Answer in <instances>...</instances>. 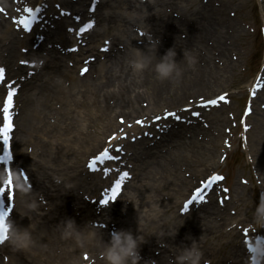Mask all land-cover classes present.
<instances>
[{
  "label": "bare ground",
  "instance_id": "obj_1",
  "mask_svg": "<svg viewBox=\"0 0 264 264\" xmlns=\"http://www.w3.org/2000/svg\"><path fill=\"white\" fill-rule=\"evenodd\" d=\"M152 2L156 4L155 9L143 5L141 0L139 4L136 3V0L104 1V12L101 16L103 22L98 23L97 29L92 35V41L96 35L107 31L114 36L112 44H125L126 50L123 52L119 49L114 56L108 57L107 62H98L97 66L100 70L98 78L87 79V75L79 78L81 84H87V89L81 90L79 88V90L76 89L68 95L65 120L59 129L54 128L55 126L49 124L46 119L51 115V98L56 95L59 88L58 81L62 75L70 73L71 68L65 66L58 56L52 55L47 59L50 70L44 73L38 84L35 82L31 87H26V106H24L20 124L26 130L34 133L33 144L35 147L41 148L42 155L33 153L34 150L32 155H29L19 149L26 138L30 139V136L21 135L22 139H18L16 144V157L23 161V165L27 166L35 185L40 183V186L44 188L48 199V209L43 212L41 205L32 201L27 190L28 193L19 194L18 207L20 213L16 218L15 225L29 227L32 243L24 249L12 247L11 263L8 264H76L79 258L77 253L79 247L89 248L91 253L97 256L98 251H104L110 242L107 237L109 229L86 226L87 218L94 215L90 204L85 213L82 214L80 221L77 217L72 216L70 208L65 204L66 201L74 202L76 206L84 204V198L78 195L77 190L80 187H85L93 191V180L101 182L98 185L100 189L103 185L104 180L99 175L94 179L90 175L85 180L77 171L73 158L77 155L84 156L86 153L93 152L94 149L103 144V136L117 127L112 116L113 108L107 102V95L115 100V106L118 108L123 105H130L131 110L129 112L139 111L141 107L138 106L139 97L147 95L151 103H156V106H153V110L150 111L154 112L160 108L161 102L167 99L177 101L185 97L184 93H199L209 88L211 82H216L225 77L224 73L230 72L226 65L221 68L215 65L210 54L212 48L206 45L207 40L216 35L217 49L227 59L229 49L223 41L222 32L216 30L217 21L221 17L208 16L205 19L206 22L201 24L196 22L189 26L190 15L188 10L182 11L180 19L174 18L172 13L170 14L165 10L166 5L180 9L176 0H152ZM213 10L216 14V10ZM180 12L181 10L178 11V13ZM131 21L143 25L144 29L149 30L154 38L160 39L161 42L157 48L153 46L155 41L143 47L136 46L132 39L131 26L127 24ZM176 23L182 28L186 27L189 33L187 40L181 39L177 35ZM5 37L15 38V35L4 22H0V51L2 48L7 50L12 62L17 55L16 46L14 44L6 46ZM138 39L140 37L136 36V40ZM193 44L206 50V53L202 55L205 61L204 66L211 70L202 67L198 60L194 59L193 53L188 50ZM169 48H174L176 51L175 59L180 74L178 76L174 74L168 78H159L154 66L159 60V56H162ZM136 50H139L149 61L139 71L134 70L129 65V61ZM181 51L183 52L181 53ZM181 54L184 56L182 57ZM231 74L234 75L233 72ZM91 88L101 91L99 100L89 98ZM140 88L146 90L140 91ZM79 102L82 109L85 108L84 110L76 108ZM73 110L75 112H72ZM257 113V118L261 122L259 133H262L264 126L263 111L257 110ZM90 117H96L97 120L101 119L104 129H101L100 134L93 135L90 133L84 136ZM84 120L87 122L85 126ZM49 133H52L50 140L44 142L38 139L39 137L44 139ZM166 141L165 144L158 143L157 151H146L144 154L133 157L136 161V168L143 170V172H135V176L141 180V184L131 185V190H133L131 203L133 206L124 204L122 208L110 210L109 216L114 214V217L117 218L116 223L120 228L143 237L140 251L143 252L145 259L157 257L153 254L154 249L159 248L161 242H166L158 256V262L160 264H174L168 257L175 258L178 250L191 244L193 240L202 253L206 252L208 246L211 249V245H216L213 246L214 249H223L221 240L225 235L218 233V228H222L223 224L212 214L216 212L214 206L205 205L201 209L202 212L198 210L192 214L181 216L177 210L174 211L173 204L176 203V200L170 202L159 200V195L152 189L154 187L162 188L170 197L173 198L172 195L176 194L179 195L178 198H182L187 193L186 187L191 181L185 177V172L184 176L179 166L189 165L191 170L186 171L194 172L199 179L200 174L217 166L215 154L219 148V139L213 138V142L207 144L199 141L194 132L190 135L177 132ZM144 142L143 140L139 143L143 144ZM128 145L130 147L136 146L135 143L131 142ZM163 147H166L164 152L162 151ZM55 175H61L64 179L62 185L54 182L55 177H59ZM235 189L244 190L241 187H235ZM140 199L146 200L148 209L140 208L137 205ZM133 207L138 209H132ZM68 219L75 222L76 231L65 236L63 234L65 229L63 222ZM60 239L67 240L64 242L65 248L61 254L55 255L54 243L58 245ZM153 246L156 248L153 249ZM239 252L236 248H228L227 250V253L236 258ZM139 264L148 263L141 258ZM237 264H242V261Z\"/></svg>",
  "mask_w": 264,
  "mask_h": 264
},
{
  "label": "rangeland",
  "instance_id": "obj_2",
  "mask_svg": "<svg viewBox=\"0 0 264 264\" xmlns=\"http://www.w3.org/2000/svg\"><path fill=\"white\" fill-rule=\"evenodd\" d=\"M136 1H138V0H136ZM182 4H183V6H186L187 10H189L190 13L193 14L194 18L198 17L197 15H195V13L197 14L196 10L199 11V9L202 8L201 4H203L204 10H200V13L205 14V15L207 14L208 16H211V17H212L211 11L214 12L213 6H215V8H216L215 10H216V12H218V16H220L222 18L220 24L218 25V26H221V28H217L216 30L219 32H222L221 36H223V41L225 42L226 46L229 49L227 62L230 66H228V69H231V72H233L236 75L231 79V75L229 72L227 75V78L222 77L221 81L211 82V86L209 88H206V89L200 91L199 93H193V92L184 93V95H185L184 98H180V100H178V101H170V102L182 103V102L188 101L189 98H195L197 95L209 96V95L215 94L216 92H219L223 89H227V88L239 89L241 87H244L246 84H248L251 80V77L253 76V74L255 72L254 69H255V59H256V45L259 42V37L257 35H255V33L249 32L250 28H248L240 20L241 19H251L248 21L250 23H252L254 21L253 19H255V17H256L255 0H191L189 5H186L185 1L182 2ZM183 9H184V7H181V10H183ZM207 9H209V10H207ZM233 10L236 12V15H232L231 12H233ZM222 12L226 13L225 16H222ZM214 17H216V16H214ZM228 17L231 19H229V20L226 19ZM100 19H101V17H100ZM263 21H264V10H263ZM179 34H182V39L187 40L185 32L182 33V31H180ZM183 35H185V36H183ZM108 36H110V33H108V32H103L100 35H98L97 38H99L98 39L99 43L101 41V38L108 37ZM216 39H217V36L214 35V37L211 36V39L208 40L209 41L208 45L210 47H212V52H213V53H211L212 57L216 56V54H214L217 51L215 49V47H217L216 42H215ZM254 47H255V54L253 51ZM193 48H195V47L190 46V50ZM246 61H247V63H249V68H247L245 71H243L241 69V67H243L244 62H246ZM251 68L253 70H251ZM97 72H98V70L93 69V75H96ZM242 74H249V77L241 78L240 75H242ZM64 75L58 81L59 88L57 89L56 94H58L59 90L61 89L62 78L67 77ZM63 86L66 89L65 84H63ZM89 92H90L89 98H93V94H94V95H96L95 99L98 100L101 96V91L99 89L92 88ZM107 96H106L107 99L110 101L109 105L113 106L112 114H113L114 120L117 119L116 116L118 114H121L123 116L128 115V109H125V107H122V109H121V108L114 106V102H113V99L111 98V96L110 95H107ZM140 100L149 101L147 96L140 97ZM80 102L78 103L76 108L84 110L85 108L82 109V107L80 106V104H81ZM167 103H168V100L165 101L166 105L169 104V103L168 104ZM66 104L67 103H65L64 105H62L59 108L61 111V116H60L59 120H61V121L65 119L64 117L66 114V110H65ZM74 106H75V104H74ZM72 112H75V111L73 110ZM223 114L225 116V112ZM130 116H135V114L131 113ZM90 118L91 119H90L88 126L92 125L93 127H89V128L90 129L95 128L97 130V132H99L100 129L102 128V125L100 123H98L96 117L95 118L90 117ZM85 121L86 120H84V126L87 123ZM99 121H102V120H99ZM88 131H89L88 128H86V131H84V132L88 133ZM218 153L219 152H217V154ZM248 189L250 191H252V187H249ZM249 190H247L248 195L250 194ZM129 194H132V190H129ZM129 201L130 200H128V202ZM256 204H257V196H255V206H256ZM142 208L144 209L146 207H142ZM249 214L252 215V212H250ZM257 228H258V224L255 222V229H257Z\"/></svg>",
  "mask_w": 264,
  "mask_h": 264
},
{
  "label": "clouds",
  "instance_id": "obj_3",
  "mask_svg": "<svg viewBox=\"0 0 264 264\" xmlns=\"http://www.w3.org/2000/svg\"><path fill=\"white\" fill-rule=\"evenodd\" d=\"M159 40H156L154 47L157 48ZM176 51L174 48H169L159 60L154 68L159 78H168L172 75H179L180 69L176 63ZM130 64L134 70H142L146 63L149 62L139 50H136L130 59ZM26 191L27 189H21ZM31 207V205H29ZM254 221L261 226H264V192L261 193L259 203L256 204L253 212ZM9 243L17 248L24 249L31 245L32 234L27 226L7 224ZM76 231L75 222L68 219L65 225L63 234L65 236ZM143 242V237L133 234L128 230H113L111 233L110 242L102 253L105 264H139L141 259L140 246ZM257 254H264V241H259L255 244ZM202 252L193 240L191 244L178 250L174 258V264H200Z\"/></svg>",
  "mask_w": 264,
  "mask_h": 264
},
{
  "label": "snow or ice",
  "instance_id": "obj_4",
  "mask_svg": "<svg viewBox=\"0 0 264 264\" xmlns=\"http://www.w3.org/2000/svg\"><path fill=\"white\" fill-rule=\"evenodd\" d=\"M29 13L33 12L32 8H28L27 10ZM15 19V18H14ZM35 19V16H31V17H21L19 20V23L23 25V27L25 29L30 30L33 26V20ZM93 24V21H88V23L84 24L83 28L80 29L81 32H83L85 29L90 28ZM107 49L105 48V51ZM26 63V61L24 62ZM88 69L85 67L83 69H81V73L83 74L84 72H86ZM4 68L0 67V80H2L4 78ZM17 89L15 87H12L8 92H7V99L4 102V107H3V114H4V123L3 126L0 127V133H2V139L5 142V144L8 143L9 141V130L13 128V123H12V116H11V112L10 109L12 108L13 105V96L16 93ZM225 97L224 95L220 96L219 99L223 100ZM208 103L211 104H216L218 103L217 99H212L210 101H208ZM174 115V113H173ZM198 115V113H197ZM122 119V118H121ZM155 119H159V117H155ZM138 123H143V121H138ZM101 156H106L108 155V150L105 149L101 154ZM10 158V154L9 153H5L4 156H0V161H6L7 159ZM95 160H99L100 156H97L94 158ZM93 167H94V163H93ZM130 176V173L128 172H122L120 174V179H117L115 181V186L112 187L111 189V193L106 194L105 197L99 201V203L101 205H107L110 199H115L117 196V193L120 191L121 189V183L124 180V178ZM210 179H219V177L213 176ZM12 183L11 181V176L9 175V179L7 181V184L10 186ZM201 192L200 188H196L195 189V193H197V195H194L193 198L191 200H188L185 202L184 207L181 209V211H187L189 206L194 203L195 200H202L203 197L199 196L198 194ZM6 194L7 196V200H10L14 193L11 191H7L4 187H0V243H3L7 238H8V230H7V222H6V218L10 216V214L13 212L14 208H10L8 206H6L5 204V199H3L4 195ZM222 202V201H221Z\"/></svg>",
  "mask_w": 264,
  "mask_h": 264
}]
</instances>
